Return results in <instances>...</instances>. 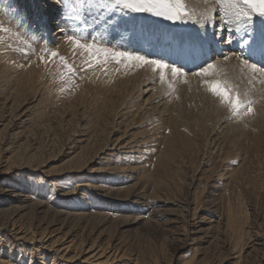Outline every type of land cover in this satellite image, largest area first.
I'll return each mask as SVG.
<instances>
[{"label": "rangeland", "instance_id": "374dc122", "mask_svg": "<svg viewBox=\"0 0 264 264\" xmlns=\"http://www.w3.org/2000/svg\"><path fill=\"white\" fill-rule=\"evenodd\" d=\"M58 3L0 0V258L13 264H264V132L253 125L256 117L238 123L218 106L223 114L216 120L200 107L198 99L210 94L191 75L198 62L183 70L192 90L180 81L171 90L170 75L161 82L144 66L156 83L131 91L133 82L121 81L142 67L110 57L89 66L88 55L74 54L66 40L78 24L61 22ZM47 7L60 10V41L42 33ZM133 16L179 30L189 23ZM92 29L83 32L84 41L97 35ZM115 30L101 43L126 52L112 47ZM49 51L64 56L74 74L61 80L62 66L48 60ZM164 103L182 110L183 122L167 117ZM234 127L246 130V139L230 146ZM17 194L28 196L25 204ZM112 252L115 258L104 262Z\"/></svg>", "mask_w": 264, "mask_h": 264}, {"label": "snow or ice", "instance_id": "6c2138e0", "mask_svg": "<svg viewBox=\"0 0 264 264\" xmlns=\"http://www.w3.org/2000/svg\"><path fill=\"white\" fill-rule=\"evenodd\" d=\"M206 5H210L202 10L194 9L188 6L186 0H59L64 6L63 17H67L78 24L73 35H67L66 40L71 43L74 54L75 50L80 51V55L85 53L89 57V66L91 63L99 64L101 57L106 63L109 57L116 63L131 64L135 67H150L153 73L159 76L161 82L168 80L169 74L172 78L168 87L174 90L173 84L176 81L189 83L183 79L188 75L182 68L169 64L161 59H148L146 56L137 55L130 52H119L103 47L101 41L109 30H115L121 23H132L135 21L133 14L146 13L156 17H163L172 22L192 21L195 24L203 26L210 23L216 11L220 16V23L227 26L231 22L230 17L234 16L237 21L243 18L245 25H250L253 15L258 19V29L253 30L249 40H243L242 44L247 47V56L235 55L229 56L223 54L220 60L213 61L211 57L202 59L211 51L215 55L214 49L217 44L224 43L223 40H215L217 33L212 35L197 34L191 38L189 48H185L183 41L178 46L182 55L191 58L193 61L202 59L203 66L198 65V70L192 72L193 77H201V84L208 94H210L217 103L227 109L229 118L236 121H242L244 116L252 113V101L248 99V94L241 93L239 88L233 84L228 76L224 62L232 59L238 61V67L241 76L247 75L249 83H252L257 76L264 77V0H202ZM244 5L246 7H241ZM119 15V19H116ZM79 25H83L80 27ZM59 26V25H58ZM86 28H93L97 35L92 41L83 40V32ZM239 30V26L237 28ZM248 28L245 27L247 34ZM48 60L58 61L62 66L60 79L64 80L70 77L76 69L70 64L64 56H60L56 51L46 52ZM41 62H45V56L40 57ZM212 77L211 79H203ZM264 83V80L260 81ZM71 83V81H70Z\"/></svg>", "mask_w": 264, "mask_h": 264}, {"label": "bare ground", "instance_id": "6f19581e", "mask_svg": "<svg viewBox=\"0 0 264 264\" xmlns=\"http://www.w3.org/2000/svg\"><path fill=\"white\" fill-rule=\"evenodd\" d=\"M188 1L193 4V8L194 9L198 8V9L202 10V9L210 6V5L204 4L202 2V0H188ZM49 7H47V9H46L47 14H45V15H42L43 13L41 14L42 33L45 34V35L51 34V37H50L51 40H53V41L57 40L58 41L59 37L62 36L61 35L62 31L59 32V27H60V30H61L62 26L58 27V25L60 23L59 20L61 18V13H60V10L58 11V10H55V9L49 8ZM241 7H246V6L241 5ZM40 13H41V11H40ZM212 15H213L214 19L210 23H206L203 26H201L199 24L193 23L192 21H188L189 23L185 25L184 30L177 29V26H175V27L174 26H169V24L165 23L161 19H160L161 21L160 20H152L151 22L144 23L143 21L139 20L138 17L134 16L136 18L134 22L127 23V25L125 23H121V25L118 28H116V30L113 32L114 36L117 35V37L114 38L115 41H114V39L111 38L112 41L116 42V45L114 44V42L113 43L111 42V44H112V47H115V49H117V50H120V51L124 50L126 52H130V53H133V54L135 53L137 55H143V56H146L148 59L149 58L161 59V60H165V62L167 61V63H169V64H171L170 63V60H171V61L174 62V65L179 64V66H176V67H179V68H182V70H185L186 67L188 65H190V63L193 60L191 58L186 57V56H184V55H182L180 53L178 46L180 45L181 41H183L184 47L187 49V48L190 47L191 38L196 37L197 34L212 35L213 33H217V35L214 37L215 40L226 41L224 43H220V44H217L215 46L214 52L215 53H220L221 55H215L213 52L209 51L207 56L203 57L202 59H207L208 57H211V60L216 61V60H220L221 56L223 54H227L229 56H234V54L235 55L247 56V47L242 44V41L243 40H249L250 37L253 34H255L253 30H257L258 29V19L259 18L256 15H253L251 24L250 25H245V22H244L243 18H241L239 21H237L234 16H231L230 17L231 22L228 23L227 26H225L224 24L220 23V16L223 15V12H220L219 15H218L217 12L214 11ZM116 19H119V15H117ZM181 23H182V26H184L185 23H183V22H181ZM60 25H61V23H60ZM238 26H239V30H237ZM245 27H247L249 29L247 34L245 33ZM34 28H35V26H34ZM52 28L54 29L53 31L51 30ZM37 30H38V28H37ZM50 30L52 31L51 33H50ZM67 30L68 29H66L65 30L66 32H63V33H67ZM40 33L41 32H39V34ZM64 35H66V34H64ZM91 35H93V34L91 33ZM104 38H106V37L104 36ZM224 38H225V40H224ZM60 39H62V38H60ZM103 41H105V40H103ZM107 42H108V40H107ZM53 45H54V43H53ZM156 46L159 47V48L154 50V53L152 52L153 54L150 55L148 51L153 49V47L156 48ZM202 59H197V60L193 61V63H197L198 62L199 65L202 66L203 65L202 64ZM224 64H225V68H226V71L228 73V76L232 79L233 84L236 85L239 88V90H240V92L242 94L246 92L248 94V99H250L252 101V109H253L252 114L254 115V117H256V121H254L253 125L256 126V130L264 132V83L260 82L261 80H264V77L257 76L256 79L252 83H249L247 75L241 76L240 71H239V67H238V61H236L235 59H232V60H230L228 62H224ZM193 65H195V64H193ZM193 65H190V67H192ZM126 66H130V65H126ZM144 69H147V68L142 67L143 72L139 71V70H137V72L134 71V72H136L135 73L136 76L133 75L135 77H133L132 79H129V80H126L124 78L125 80L121 81L122 84L127 85L128 82H133V83H131V91H133V89L134 90H136V89L139 90L141 85L142 86H146L149 83L155 84L156 82H154V80L156 78L154 79L152 76H150V72H148V71H146ZM116 70H118V68L116 69V67H115L114 71H116ZM133 70H131V71H133ZM120 75H121V72H120ZM129 75H132V74H129ZM116 77H118V76H116ZM191 77L192 76H190V78ZM119 78L122 79L121 76ZM145 78L147 80H145ZM186 78L187 77H185V79ZM211 78L212 77H205V79H211ZM175 83H177V81ZM195 83L196 82H194V84ZM189 84H190V81H189ZM189 84L188 83L184 84L182 87H186V88H188V90H192V88H191L192 86H191V84L190 85ZM159 85H157V86H159ZM125 87L126 86H124L123 88H125ZM116 90H117V88H116ZM180 90H181V88H180ZM113 93H115V92H113ZM112 96H113V94H112ZM209 96H210L209 98L207 96L206 97L202 96L201 99L199 98L198 99L199 100L198 105L200 107L201 106L204 107V109H207L209 111V113L214 114L215 119L217 120V118L220 115L223 114L222 113L223 111L221 112V110L218 109V106L222 110L225 109V108L221 107L211 95H209ZM202 99H204L205 105H203L204 103L202 102ZM165 106H166V103L162 104L161 108H163V109L161 111H165L167 113L166 114L167 117L168 116L171 117V119L172 120L174 119V121H176V123H178V124H180V122H183L181 120V118H182L181 116L183 115L182 110H180L178 107H174V106L173 107H168V108H166ZM223 116H225V115H223ZM238 123H240V122H238ZM251 124H252V122H251ZM250 126H252V125H250ZM245 131L246 130L243 131V129L240 130L238 127H234L233 130H232V133H233L232 136L233 137L231 136L232 139H230V146L231 145L234 146L236 143H240L241 141L245 140L246 139L245 136L247 134ZM88 174H89V172H88ZM13 198L18 203L25 204L26 203V199L28 198V196H24V195H21V194L18 195L17 194L15 196H13ZM13 206H16V205H13ZM20 208L22 209L24 207L21 206ZM102 219H104V218H102ZM15 231H17V230H15ZM6 242H7V240H6ZM108 249H110V248H108ZM104 257H105L104 258V262L109 261L110 258H115L113 252L108 257H106V256H104ZM0 264H13V263L10 262V261L5 262L4 260H2L0 258Z\"/></svg>", "mask_w": 264, "mask_h": 264}]
</instances>
